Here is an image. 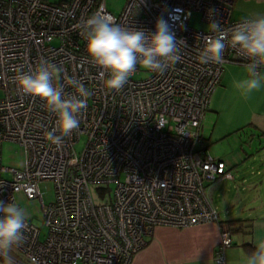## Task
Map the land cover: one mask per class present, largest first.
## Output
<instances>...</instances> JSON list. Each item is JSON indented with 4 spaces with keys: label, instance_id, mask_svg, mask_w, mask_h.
<instances>
[{
    "label": "built area",
    "instance_id": "obj_1",
    "mask_svg": "<svg viewBox=\"0 0 264 264\" xmlns=\"http://www.w3.org/2000/svg\"><path fill=\"white\" fill-rule=\"evenodd\" d=\"M233 2L125 0L114 13L105 0H0V148L9 140L24 153L20 168L2 165L0 157V201L15 202L23 193L40 203L41 225L28 220L22 244L13 248L28 264H131L156 227L210 222L219 231L213 261L226 264L232 234L219 220L205 184L233 175L209 153L201 125L224 67L251 61L229 40L223 63L201 64L202 36L213 33L188 22L198 12L207 25L215 19L231 28L248 19L231 20ZM97 12L148 34L161 21L187 47L163 73L138 64L121 90L108 89V75L101 78L102 69L86 59L81 22ZM41 61L56 66L53 85L63 86L66 97L76 94L73 82L92 93L78 115L79 129L64 136L60 146L46 139L56 127V114L15 82ZM140 71L148 75L134 78ZM47 180L54 186L49 203L39 190Z\"/></svg>",
    "mask_w": 264,
    "mask_h": 264
},
{
    "label": "clouds",
    "instance_id": "obj_2",
    "mask_svg": "<svg viewBox=\"0 0 264 264\" xmlns=\"http://www.w3.org/2000/svg\"><path fill=\"white\" fill-rule=\"evenodd\" d=\"M81 24L86 40V59L102 69L101 78L108 75L104 81L106 87L115 91L124 87L138 64L146 70L163 73L179 62L182 48L187 47L186 42L178 39L161 21L151 34L124 27L106 12L94 13ZM208 31L213 35L202 36L204 47L199 53V62L223 63L226 42L230 40L231 47L251 61L245 65L248 76L233 81V86L244 96L260 90L264 86V76L260 72L264 68V15L245 19L227 29L212 19ZM57 71L55 65L41 61L30 73H20L15 82L23 94L38 97L50 112L56 114V127L46 133V139L60 146L64 136L79 129L78 115L86 108L92 93L82 83L73 82L76 94L66 97L63 86L53 85ZM254 120L264 127V115L256 116ZM27 221L28 213L23 207L15 202L0 201V255L8 257L14 247L22 244ZM257 228L264 232V223H258ZM245 264H264V235L256 240Z\"/></svg>",
    "mask_w": 264,
    "mask_h": 264
},
{
    "label": "crops",
    "instance_id": "obj_3",
    "mask_svg": "<svg viewBox=\"0 0 264 264\" xmlns=\"http://www.w3.org/2000/svg\"><path fill=\"white\" fill-rule=\"evenodd\" d=\"M264 15V0H234L232 20ZM264 76V69L260 70ZM248 76L245 66L226 65L206 111L201 135L208 151L225 162L232 179L210 183L207 196L217 208L220 221L240 220L232 233V245L225 249L226 264H245L244 244L264 235L257 228L264 223V127L254 120L264 115V86L248 96L233 86V81ZM215 222L174 228L159 226L148 237L131 264H215L213 251L218 240ZM28 264L12 249L0 255V264Z\"/></svg>",
    "mask_w": 264,
    "mask_h": 264
},
{
    "label": "rangeland",
    "instance_id": "obj_4",
    "mask_svg": "<svg viewBox=\"0 0 264 264\" xmlns=\"http://www.w3.org/2000/svg\"><path fill=\"white\" fill-rule=\"evenodd\" d=\"M48 2H58L60 0H47ZM125 0H105L106 6L109 10L114 13H118L123 5ZM232 20V19H231ZM189 26L196 29L206 30L208 25L200 19V14L198 12H193L189 20ZM142 69H144L141 66ZM148 73L145 71H140L134 75V78H142L147 76ZM83 145V140L77 145V149H80ZM210 153V152H209ZM211 154V153H210ZM212 155V154H211ZM0 157L1 163L7 167L20 168L23 164L24 153L23 148L9 140H3L0 148ZM215 157V156H214ZM209 184H205L207 188ZM115 187L114 183L110 185V190ZM39 190L42 195L43 201L49 203L54 199V186L52 181H43L39 184ZM93 198L96 203H99L100 197L92 187ZM96 193V194H95ZM15 203L18 206L23 207L28 213V220L32 221L37 225H41L42 221V210L38 199H29L23 193H17L15 195ZM46 232V229H42V235Z\"/></svg>",
    "mask_w": 264,
    "mask_h": 264
},
{
    "label": "trees",
    "instance_id": "obj_5",
    "mask_svg": "<svg viewBox=\"0 0 264 264\" xmlns=\"http://www.w3.org/2000/svg\"><path fill=\"white\" fill-rule=\"evenodd\" d=\"M235 222H240V220H230V221H225V223L228 225L229 227V230H230V233H234L236 230H241L242 229V226H239V227H234L233 224ZM244 247L247 251V253L249 254L251 251L254 250V246L251 244V243H246L244 244Z\"/></svg>",
    "mask_w": 264,
    "mask_h": 264
}]
</instances>
